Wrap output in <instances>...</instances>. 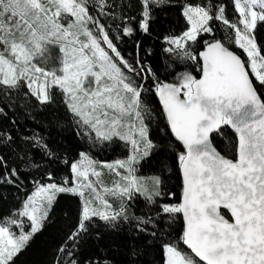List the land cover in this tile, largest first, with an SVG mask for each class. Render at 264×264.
Listing matches in <instances>:
<instances>
[{
    "label": "snow or ice",
    "instance_id": "snow-or-ice-1",
    "mask_svg": "<svg viewBox=\"0 0 264 264\" xmlns=\"http://www.w3.org/2000/svg\"><path fill=\"white\" fill-rule=\"evenodd\" d=\"M17 107L53 118L0 128V189L23 193L0 264L64 197L52 264H116L101 241L119 233L127 264H264V0H0V114Z\"/></svg>",
    "mask_w": 264,
    "mask_h": 264
},
{
    "label": "trees",
    "instance_id": "trees-1",
    "mask_svg": "<svg viewBox=\"0 0 264 264\" xmlns=\"http://www.w3.org/2000/svg\"><path fill=\"white\" fill-rule=\"evenodd\" d=\"M168 18H160V29L164 31L168 28ZM144 47H151L154 49V55L148 59L153 63V66H161L163 61L159 58V41H154L152 38H145L143 42ZM130 50H134V45H129ZM7 115L0 114V128L8 127L15 130L19 127L21 132H30L33 128L41 130L40 125L36 121H49L53 118L51 112H34L31 115L28 114L23 108L17 107L15 110L6 109ZM62 115V113H61ZM15 120L17 123L12 124L11 121ZM52 137L55 142L59 143L63 141L65 144L71 146L74 145L76 140L72 132L66 131L58 133L55 129L52 131ZM120 155V149L114 147L112 150H105L102 153L97 154L99 160L111 161L118 158ZM39 157H37L38 159ZM150 165L145 166V171L149 170ZM8 195L7 200H0V215L6 213L14 205L18 204L17 195H23V193L17 194L15 189L10 186L6 189H0V194L5 193ZM69 213L68 217H65V212ZM74 214V203L69 198L64 197L60 200L59 204L55 208V223L46 227L41 233H38L34 238L31 247L21 258L20 264H52L53 249L61 242V237L67 231L72 223V215ZM101 243L105 246L112 244L114 247L111 249V255L116 261V264H127L128 257L126 256V250L129 249L133 243L126 234L119 233L116 235L106 236ZM95 242L89 240L84 245V250L87 252L89 249L94 248ZM149 259L148 257L144 258Z\"/></svg>",
    "mask_w": 264,
    "mask_h": 264
}]
</instances>
